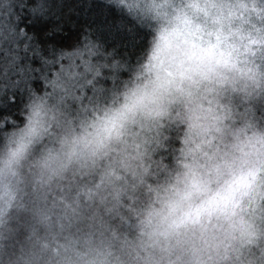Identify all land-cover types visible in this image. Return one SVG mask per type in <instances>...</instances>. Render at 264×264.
<instances>
[{
    "label": "clouds",
    "instance_id": "9594fccd",
    "mask_svg": "<svg viewBox=\"0 0 264 264\" xmlns=\"http://www.w3.org/2000/svg\"><path fill=\"white\" fill-rule=\"evenodd\" d=\"M0 264H264V0H0Z\"/></svg>",
    "mask_w": 264,
    "mask_h": 264
}]
</instances>
